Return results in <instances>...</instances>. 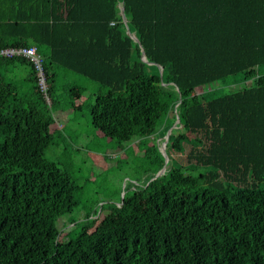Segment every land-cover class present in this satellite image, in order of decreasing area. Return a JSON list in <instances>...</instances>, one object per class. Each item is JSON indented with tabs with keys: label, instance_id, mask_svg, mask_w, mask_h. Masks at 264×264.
Masks as SVG:
<instances>
[{
	"label": "trees",
	"instance_id": "obj_1",
	"mask_svg": "<svg viewBox=\"0 0 264 264\" xmlns=\"http://www.w3.org/2000/svg\"><path fill=\"white\" fill-rule=\"evenodd\" d=\"M30 45L52 103L62 69L106 88L92 123L139 138L147 178L104 216L64 222L79 230L61 242L79 186L46 157L55 118L32 62L0 57V264H264V72L213 99L198 92L264 65V0H0V49ZM180 94L167 167L150 180Z\"/></svg>",
	"mask_w": 264,
	"mask_h": 264
},
{
	"label": "rangeland",
	"instance_id": "obj_2",
	"mask_svg": "<svg viewBox=\"0 0 264 264\" xmlns=\"http://www.w3.org/2000/svg\"><path fill=\"white\" fill-rule=\"evenodd\" d=\"M261 72H264V65L202 86L198 92L203 93L206 99H213L254 85L257 74ZM13 74L18 81H22L27 75L21 65L15 68ZM55 86L54 101L52 103L50 99L48 102L55 118L51 129L54 141L47 148L46 157L68 172L79 186L76 196L80 202L73 213L62 215L58 219V226L63 228L64 222L71 219L78 222L92 208H97L98 213L104 216L112 204H118L134 189L143 186L147 174L139 138L129 142L114 141L92 123L91 106L96 95L106 91L105 87L65 69L60 72ZM74 87L83 88L81 94H78V90L74 92ZM161 131L162 129L146 141L149 144L156 142L161 138ZM151 214L157 217L153 209ZM96 220L92 229L100 221ZM63 230L65 232L61 233V242L78 232L79 225L71 223Z\"/></svg>",
	"mask_w": 264,
	"mask_h": 264
},
{
	"label": "built area",
	"instance_id": "obj_3",
	"mask_svg": "<svg viewBox=\"0 0 264 264\" xmlns=\"http://www.w3.org/2000/svg\"><path fill=\"white\" fill-rule=\"evenodd\" d=\"M0 57H23L31 61L37 74L38 85L42 93L44 94L47 102H50L49 96V83L47 74L44 68V56L39 52L37 46H16V47H4L0 49Z\"/></svg>",
	"mask_w": 264,
	"mask_h": 264
},
{
	"label": "water",
	"instance_id": "obj_4",
	"mask_svg": "<svg viewBox=\"0 0 264 264\" xmlns=\"http://www.w3.org/2000/svg\"><path fill=\"white\" fill-rule=\"evenodd\" d=\"M120 7H121V11H122V15H123V19H124V22L126 24V30L128 31V28H127V23H128V18H127V15H126V12H125V8H124V1H121L120 2ZM129 32V31H128ZM132 35V37L136 40H138V37L136 36L135 33H130ZM142 58L143 60L147 61V57L145 55V52H144V49L142 48ZM160 72L161 74L163 73V67L160 65ZM182 101V97H181V94H180V97H179V100L175 106V111H176V114H177V117L176 119L173 121V123L170 125V127L168 128V131L166 132L165 134V137L163 138L162 142H161V146H162V150H163V153L165 155V164L163 166V168L161 170H159L156 174H154L150 180H152L153 178H155L156 176H159L161 175L166 167H167V163H168V160H169V156L167 155V151H166V143H167V140L169 139L172 131H173V128L177 125V123L180 121V113H179V110L177 109V106L178 104Z\"/></svg>",
	"mask_w": 264,
	"mask_h": 264
}]
</instances>
